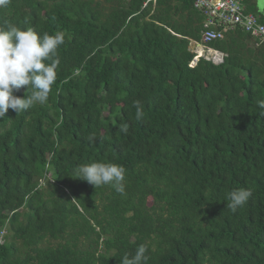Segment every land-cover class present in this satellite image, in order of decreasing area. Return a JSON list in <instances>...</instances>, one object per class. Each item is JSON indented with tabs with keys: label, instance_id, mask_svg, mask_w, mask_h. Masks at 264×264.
<instances>
[{
	"label": "trees",
	"instance_id": "16d2710c",
	"mask_svg": "<svg viewBox=\"0 0 264 264\" xmlns=\"http://www.w3.org/2000/svg\"><path fill=\"white\" fill-rule=\"evenodd\" d=\"M145 1L0 4V25L65 35L48 101L0 120V264H121L141 244L147 264H264V44L229 32L207 45L221 64L191 66L204 16ZM93 162L125 168L124 194L79 179Z\"/></svg>",
	"mask_w": 264,
	"mask_h": 264
},
{
	"label": "clouds",
	"instance_id": "9594fccd",
	"mask_svg": "<svg viewBox=\"0 0 264 264\" xmlns=\"http://www.w3.org/2000/svg\"><path fill=\"white\" fill-rule=\"evenodd\" d=\"M6 3L7 0H0V4ZM193 41L191 40V43ZM64 43L63 32H56L52 35L47 32L39 34L32 27L23 30L7 21L0 25V120L6 117L9 109L19 115L35 104L43 105L48 101L52 86L57 79L56 69L60 63L58 49ZM201 47L203 46L194 47L190 44V50L195 55L194 59L198 58L199 61L200 58H204L214 64L223 62L225 56L223 53L220 62L216 63L214 57H204L203 53L201 54V51L204 52ZM207 49L208 53L219 55V51L208 46ZM193 50L198 52H193ZM21 88L27 89L25 98L14 95V92ZM135 106L136 118L141 119L143 109L139 101L135 102ZM258 106L264 109V101H260ZM120 131L127 133L128 126L122 124ZM125 171L123 166L114 163L93 162L79 165L75 173L79 179L95 188L108 185L117 193L124 194ZM251 196L252 192L243 188L230 191L227 194L229 200L227 209L235 213L249 201ZM0 240L2 243V236ZM147 251V247L141 244L134 255H125L121 264H147Z\"/></svg>",
	"mask_w": 264,
	"mask_h": 264
},
{
	"label": "built area",
	"instance_id": "2783aa9c",
	"mask_svg": "<svg viewBox=\"0 0 264 264\" xmlns=\"http://www.w3.org/2000/svg\"><path fill=\"white\" fill-rule=\"evenodd\" d=\"M158 0H146L144 7L149 4L156 5ZM193 7L201 13L204 18V30L201 42L193 41L194 47H207L213 41L223 40L227 33L242 31L257 42V45L264 44V24L259 17L246 10L240 0H192ZM193 52H198L193 50ZM198 62L195 58L194 66ZM1 243V240H0Z\"/></svg>",
	"mask_w": 264,
	"mask_h": 264
},
{
	"label": "rangeland",
	"instance_id": "374dc122",
	"mask_svg": "<svg viewBox=\"0 0 264 264\" xmlns=\"http://www.w3.org/2000/svg\"><path fill=\"white\" fill-rule=\"evenodd\" d=\"M240 1H242V3L244 4V6L246 7V8H248L249 9V11L250 12H253L254 10V8H256L257 6L256 5H254V0H240ZM262 2V3H261ZM258 3H260L259 5H258V8L259 9H262L263 8V6H264V0H258ZM253 10V11H252ZM248 11V12H249ZM262 11L263 10H260V12L262 13ZM262 15H263V13H262ZM203 48V55H204V57H214V56H216L217 57V55L216 54H211V53H208V49H207V47H201V49ZM219 57H221V56H219Z\"/></svg>",
	"mask_w": 264,
	"mask_h": 264
},
{
	"label": "crops",
	"instance_id": "0c3cea01",
	"mask_svg": "<svg viewBox=\"0 0 264 264\" xmlns=\"http://www.w3.org/2000/svg\"><path fill=\"white\" fill-rule=\"evenodd\" d=\"M253 3H254V5H256L257 7L254 8L255 13H253V12H250V13H253V14L257 15V16L259 17V19H261V17H264V6H263L262 9H259V8H258V5H259L260 3H258V1H257V2L254 1ZM261 3H262V2H261ZM246 10L248 11V8H246ZM260 10H263V11H262L263 15H262V13L260 12ZM218 53H219L220 56H223L222 53H220V52H218Z\"/></svg>",
	"mask_w": 264,
	"mask_h": 264
},
{
	"label": "flooded vegetation",
	"instance_id": "af4514ba",
	"mask_svg": "<svg viewBox=\"0 0 264 264\" xmlns=\"http://www.w3.org/2000/svg\"><path fill=\"white\" fill-rule=\"evenodd\" d=\"M254 1H256V2H257L258 0H254Z\"/></svg>",
	"mask_w": 264,
	"mask_h": 264
}]
</instances>
